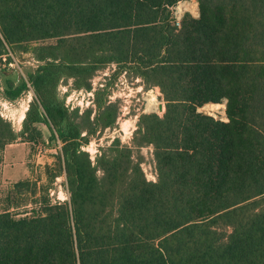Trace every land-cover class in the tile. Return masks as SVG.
Segmentation results:
<instances>
[{
	"label": "trees",
	"instance_id": "16d2710c",
	"mask_svg": "<svg viewBox=\"0 0 264 264\" xmlns=\"http://www.w3.org/2000/svg\"><path fill=\"white\" fill-rule=\"evenodd\" d=\"M182 1L0 0V59L22 50L37 64L26 79L0 75L4 100L28 82L35 93L19 133L0 117V164L43 125L62 145L48 182L64 176L69 197L43 186L32 210L0 213V264H264V0H197L199 18L178 27ZM109 65L114 80L160 88L166 111L141 115L132 145L116 139L93 160L84 148L118 114L110 85L92 87ZM68 80L94 93V121L59 97ZM207 104H225L228 122L198 111ZM14 188L16 199L30 185Z\"/></svg>",
	"mask_w": 264,
	"mask_h": 264
},
{
	"label": "rangeland",
	"instance_id": "374dc122",
	"mask_svg": "<svg viewBox=\"0 0 264 264\" xmlns=\"http://www.w3.org/2000/svg\"><path fill=\"white\" fill-rule=\"evenodd\" d=\"M174 16L180 21L183 18L190 16L193 19H198L199 3L197 0H185L180 2L175 10ZM11 62L7 64L8 57L0 59V75L5 72L6 75L10 71L18 72L21 77L27 78L29 72L36 70L37 64L35 58L29 53L22 50L9 51ZM9 69V70H8ZM117 71L116 65H109L98 71L92 80L94 90L101 89L106 85H110V100L117 108V119L113 128L100 130L97 135L91 140L90 145L84 150L90 154L92 159H95L96 154L101 148L111 145L112 141L119 139L124 145H132L134 133L137 130V123L141 115L157 114L163 116L166 111V102L160 88H146L141 79L128 77L126 73L120 75L114 80V73ZM29 90L17 101L9 102L0 96V117L9 122L14 131L19 133L22 130L23 122L26 119L27 113L35 101V93L28 82ZM93 90V91H94ZM0 92H2L1 76H0ZM59 97L64 100L65 106L72 111L79 108L82 115L86 111L91 112V120L94 121L97 114V109L94 103V93L84 90H76L73 86V81L68 80L61 83L58 88ZM67 96V97H65ZM154 100L157 104L155 110H150L149 101ZM158 102V103H157ZM198 111L202 114L213 117L216 120L224 123L228 122L226 116L225 104H207ZM23 120V121H22ZM36 128L41 136L36 142V146L32 147L29 154L27 167L32 172L29 179L24 182L29 183L30 189L24 190L18 198L14 200V205L18 207L17 214L24 215L32 210L39 200L43 186H49V195L55 201H67L68 189L66 178L60 176L56 179L53 185L49 184L46 167L54 168L56 164V156L61 148L60 142H51L49 138V130L43 125H37ZM153 147H145L140 154L144 158L142 168L150 182H156V166L154 160ZM37 188H34V185ZM7 189L5 186L0 187V212L6 204L4 195Z\"/></svg>",
	"mask_w": 264,
	"mask_h": 264
},
{
	"label": "crops",
	"instance_id": "0c3cea01",
	"mask_svg": "<svg viewBox=\"0 0 264 264\" xmlns=\"http://www.w3.org/2000/svg\"><path fill=\"white\" fill-rule=\"evenodd\" d=\"M34 146H36V143H31L21 138L6 146L0 164V187L5 186L7 189L4 195L6 204L0 213L7 210L10 212L15 210V198L12 192L17 183L26 181L32 175L27 164L29 154ZM0 196H2L1 193Z\"/></svg>",
	"mask_w": 264,
	"mask_h": 264
},
{
	"label": "built area",
	"instance_id": "2783aa9c",
	"mask_svg": "<svg viewBox=\"0 0 264 264\" xmlns=\"http://www.w3.org/2000/svg\"><path fill=\"white\" fill-rule=\"evenodd\" d=\"M175 8H176V7H174V8L171 9V10H172V19H173V23H174L176 26L180 27V24H181L180 19H179V18L177 19V18L174 16V10H175Z\"/></svg>",
	"mask_w": 264,
	"mask_h": 264
},
{
	"label": "bare ground",
	"instance_id": "6f19581e",
	"mask_svg": "<svg viewBox=\"0 0 264 264\" xmlns=\"http://www.w3.org/2000/svg\"><path fill=\"white\" fill-rule=\"evenodd\" d=\"M150 104L148 105L150 110H155L157 108V104L154 100L149 101ZM158 103V102H157ZM23 121V120H22Z\"/></svg>",
	"mask_w": 264,
	"mask_h": 264
}]
</instances>
